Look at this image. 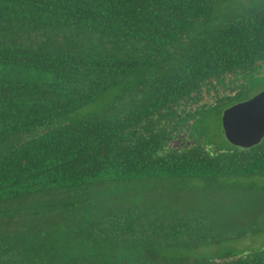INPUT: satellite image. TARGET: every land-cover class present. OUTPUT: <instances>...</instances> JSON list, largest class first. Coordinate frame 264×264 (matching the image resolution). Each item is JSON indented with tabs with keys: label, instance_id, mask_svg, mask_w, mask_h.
Here are the masks:
<instances>
[{
	"label": "trees",
	"instance_id": "obj_1",
	"mask_svg": "<svg viewBox=\"0 0 264 264\" xmlns=\"http://www.w3.org/2000/svg\"><path fill=\"white\" fill-rule=\"evenodd\" d=\"M228 7L223 0H0V201L108 180L263 175L264 137L234 145L221 117L264 88V74L225 83L264 63V1ZM212 90V100L202 97ZM195 95L202 98L192 109ZM172 108L173 119L165 113ZM189 121L198 144L168 146L169 128ZM144 215L118 211L83 225L131 235L152 226V235L160 224ZM139 243L138 251L148 249ZM153 255L111 264L166 263ZM192 264H264V248Z\"/></svg>",
	"mask_w": 264,
	"mask_h": 264
},
{
	"label": "rangeland",
	"instance_id": "obj_2",
	"mask_svg": "<svg viewBox=\"0 0 264 264\" xmlns=\"http://www.w3.org/2000/svg\"><path fill=\"white\" fill-rule=\"evenodd\" d=\"M223 1L235 9L264 0ZM131 210L144 211L143 217L160 224L150 239L139 234L133 248L135 255L164 256L166 263L151 264H192L222 251L264 248V174L222 179L164 176L55 188L0 201V264L30 263L26 260L51 250L70 256L82 245L63 240L61 235L72 232L62 226L107 221L114 218L110 214ZM143 239L146 242L139 244L148 249L140 252L138 242Z\"/></svg>",
	"mask_w": 264,
	"mask_h": 264
},
{
	"label": "crops",
	"instance_id": "obj_3",
	"mask_svg": "<svg viewBox=\"0 0 264 264\" xmlns=\"http://www.w3.org/2000/svg\"><path fill=\"white\" fill-rule=\"evenodd\" d=\"M69 227L70 226H66V228L61 230L72 233L63 234L61 235V237H64L63 240L70 239L76 244H81L82 247H79L73 254H70V256H67L66 254L59 255V253H47L43 256L34 255L30 259H27L26 262L35 264H60L65 262H67V264L72 262L80 264H111L116 262L137 261L139 254H144V256L146 257L149 256L146 253H138L137 255L134 254L133 248H135V241L139 240V234L131 235L111 233L113 229L107 224L102 223L80 225L78 226V228ZM147 227L151 229H146L148 233H142L140 237L150 239L151 235L149 231L152 230V226ZM72 239H74V241ZM145 240L147 239L140 240L139 242L145 243ZM123 246H128V248L125 247V249H128V251H126V254H124ZM65 257H68L67 261L65 260ZM146 257L144 258L145 261L147 259ZM151 261L154 260L151 259Z\"/></svg>",
	"mask_w": 264,
	"mask_h": 264
},
{
	"label": "water",
	"instance_id": "obj_4",
	"mask_svg": "<svg viewBox=\"0 0 264 264\" xmlns=\"http://www.w3.org/2000/svg\"><path fill=\"white\" fill-rule=\"evenodd\" d=\"M222 127L227 140L240 147H250L264 137V88L243 101L223 110Z\"/></svg>",
	"mask_w": 264,
	"mask_h": 264
},
{
	"label": "flooded vegetation",
	"instance_id": "obj_5",
	"mask_svg": "<svg viewBox=\"0 0 264 264\" xmlns=\"http://www.w3.org/2000/svg\"><path fill=\"white\" fill-rule=\"evenodd\" d=\"M263 74H264V63L262 64V66L260 67V69H258L256 72H253V73H248V71H243V70L240 73H237V74L232 72V73H230V74H228V75L225 76L226 88H231L233 86L235 87L237 85H241L245 81L246 77L247 76L250 77V75H251V79L252 80H254V79L255 80H257V79H260L261 80ZM232 82L233 83H236V84H233L232 85ZM245 84H248V83H245ZM229 85H230V87H229ZM219 87H221V86H219ZM221 91H224V89L221 88ZM226 93H228V94H235V91H227ZM202 94H203L202 97H206V98H209V100L210 99L212 100V96L214 97L215 94H216V92L212 90L210 92L209 96H207V94L204 91H202ZM202 97H197L196 95L193 96L192 101L189 103V106L188 107L189 108L191 107L192 109H194V107L197 105L196 101L198 99L201 100ZM239 101H243V100H239ZM239 101H237V102H239ZM165 113H168V114H171L172 115L174 113L173 108L170 109L169 111H166ZM181 115H183V114L179 112V116H181ZM173 118H175L174 115H172V119ZM168 122H169V125L170 126L174 125V123L170 119H169ZM169 131H170V134H171V132H172V134L169 136V139L167 141V145L168 146H174L175 148H181V147L183 148L184 146H193V145L198 144V142H197V133L194 132V131H192V129H191V122L190 121L187 122L185 126H183L181 124L180 125H177V129H175V130H171L169 128ZM201 145L204 148H206V149L209 148V145H206L204 142L201 143Z\"/></svg>",
	"mask_w": 264,
	"mask_h": 264
}]
</instances>
